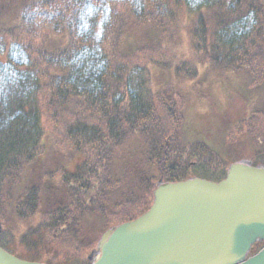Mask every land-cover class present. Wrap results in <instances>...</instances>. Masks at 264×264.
I'll return each mask as SVG.
<instances>
[{"label": "trees", "instance_id": "16d2710c", "mask_svg": "<svg viewBox=\"0 0 264 264\" xmlns=\"http://www.w3.org/2000/svg\"><path fill=\"white\" fill-rule=\"evenodd\" d=\"M209 82L246 107L211 137L193 109ZM245 151L264 160V0H0V245L13 254L90 264L160 181L220 180Z\"/></svg>", "mask_w": 264, "mask_h": 264}, {"label": "water", "instance_id": "95a60500", "mask_svg": "<svg viewBox=\"0 0 264 264\" xmlns=\"http://www.w3.org/2000/svg\"><path fill=\"white\" fill-rule=\"evenodd\" d=\"M151 208L106 231L93 264H264V167L231 164L225 179L160 182ZM0 264L25 260L0 246Z\"/></svg>", "mask_w": 264, "mask_h": 264}, {"label": "rangeland", "instance_id": "374dc122", "mask_svg": "<svg viewBox=\"0 0 264 264\" xmlns=\"http://www.w3.org/2000/svg\"><path fill=\"white\" fill-rule=\"evenodd\" d=\"M202 91L206 98H204V101H199L198 104L194 106V116H196V119L202 120L203 124L206 125L203 131L207 133L209 137L219 131L220 126L223 125L225 121H235L245 116L246 107L243 96L234 89L232 85L228 83L226 85L220 82L212 84L209 82L204 85ZM207 129L211 130L207 132ZM237 161L255 165L249 151H245L244 156L240 157ZM258 165L264 167V160L260 161ZM228 169L229 167L227 170ZM262 247H264V241L260 243L257 249ZM98 249L99 244L90 255L91 262L94 261Z\"/></svg>", "mask_w": 264, "mask_h": 264}]
</instances>
